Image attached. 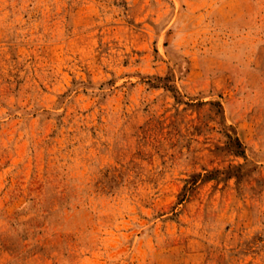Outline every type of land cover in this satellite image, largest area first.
Here are the masks:
<instances>
[{"label": "rangeland", "instance_id": "374dc122", "mask_svg": "<svg viewBox=\"0 0 264 264\" xmlns=\"http://www.w3.org/2000/svg\"><path fill=\"white\" fill-rule=\"evenodd\" d=\"M0 264H264V0H0Z\"/></svg>", "mask_w": 264, "mask_h": 264}]
</instances>
